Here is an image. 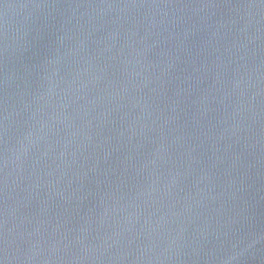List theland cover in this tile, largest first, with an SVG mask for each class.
I'll return each instance as SVG.
<instances>
[{"label": "water", "instance_id": "1", "mask_svg": "<svg viewBox=\"0 0 264 264\" xmlns=\"http://www.w3.org/2000/svg\"><path fill=\"white\" fill-rule=\"evenodd\" d=\"M0 264H264V0H0Z\"/></svg>", "mask_w": 264, "mask_h": 264}]
</instances>
